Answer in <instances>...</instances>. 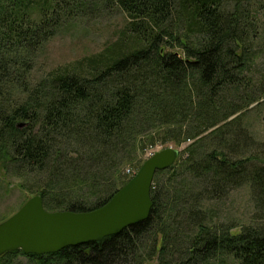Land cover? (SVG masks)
<instances>
[{"label":"trees","instance_id":"1","mask_svg":"<svg viewBox=\"0 0 264 264\" xmlns=\"http://www.w3.org/2000/svg\"><path fill=\"white\" fill-rule=\"evenodd\" d=\"M256 6V0H0V168L30 181L47 211L107 204L136 174L128 167L158 137L154 130L178 145L204 135L213 146L178 164L179 153L156 173L147 220L54 254L8 252L0 264H147L155 257L161 264H264V163H253L254 154L241 158L257 145L241 114L264 99V78L255 80L248 62L260 27ZM102 10L125 16L121 37L33 84L44 46ZM175 164L173 180L184 183L166 186L158 178ZM187 179L195 183L186 190ZM244 185L255 204L252 223L238 233L213 225L203 203Z\"/></svg>","mask_w":264,"mask_h":264},{"label":"rangeland","instance_id":"2","mask_svg":"<svg viewBox=\"0 0 264 264\" xmlns=\"http://www.w3.org/2000/svg\"><path fill=\"white\" fill-rule=\"evenodd\" d=\"M256 8L258 14V22L260 23L258 36L252 40L250 44L249 53V73L253 78H264V0H256ZM126 25V18L120 11H106L100 12L99 16L88 17L83 21H77L66 27L60 34L51 39L43 48L41 53L35 61V67L32 72L33 84L45 78L49 72L59 67L71 65L74 62L97 54L105 49L106 46L116 41L124 32ZM264 96H261L263 98ZM239 115V114H238ZM238 115L234 116L237 117ZM244 126L248 127L249 134L257 142L253 148L241 156L244 158L249 155L258 156L257 160L260 164L264 163V99L260 103L252 104L249 109L241 114ZM233 117V118H234ZM163 130V129H162ZM158 136L154 142H147L141 147L138 154H136L134 163L128 168L132 171L138 172L143 163L150 158V154H155L162 150L172 148L181 155L177 163L189 159L194 161L197 155L208 153L212 147L207 144V139L203 140L204 135L198 136L195 139H189L182 142L180 145L176 144L175 140H168L164 138L162 131L154 130ZM203 140V141H202ZM189 146L191 152L184 153ZM203 149V150H202ZM202 150V151H201ZM206 150V151H205ZM240 153L237 154L239 156ZM189 156V158H188ZM179 166L175 164L174 172L162 174L158 179L164 185H168L174 181L175 187H180L184 181L183 178L173 180L176 178V172ZM250 168V167H249ZM176 174V175H174ZM174 175V176H173ZM29 183V184H26ZM195 181L187 179L185 184L191 187ZM30 181H22L0 168V223L11 217L16 213L30 198L32 188L29 187ZM34 184H32L33 186ZM203 210L207 213L213 214V225L233 226L235 229L233 233L240 232L243 227L252 223V217L255 212V204L252 192L249 185H244L232 191L228 197L221 201L204 202ZM161 238V236H159ZM25 263L24 259L21 260ZM147 264H161L157 257L151 259Z\"/></svg>","mask_w":264,"mask_h":264},{"label":"water","instance_id":"3","mask_svg":"<svg viewBox=\"0 0 264 264\" xmlns=\"http://www.w3.org/2000/svg\"><path fill=\"white\" fill-rule=\"evenodd\" d=\"M177 158L178 151L172 148L157 152L107 204L93 211L49 212L42 197L33 196L0 223V257L17 250L27 255L54 254L67 247L100 242L147 220L153 207L154 177L173 166Z\"/></svg>","mask_w":264,"mask_h":264},{"label":"built area","instance_id":"4","mask_svg":"<svg viewBox=\"0 0 264 264\" xmlns=\"http://www.w3.org/2000/svg\"><path fill=\"white\" fill-rule=\"evenodd\" d=\"M153 155V154H150V156ZM129 172V171H128Z\"/></svg>","mask_w":264,"mask_h":264}]
</instances>
